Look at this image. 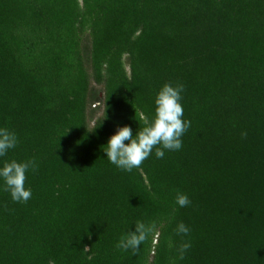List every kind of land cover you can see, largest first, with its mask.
I'll return each mask as SVG.
<instances>
[{"label":"trees","instance_id":"trees-1","mask_svg":"<svg viewBox=\"0 0 264 264\" xmlns=\"http://www.w3.org/2000/svg\"><path fill=\"white\" fill-rule=\"evenodd\" d=\"M0 264H264V0H0Z\"/></svg>","mask_w":264,"mask_h":264},{"label":"rangeland","instance_id":"rangeland-1","mask_svg":"<svg viewBox=\"0 0 264 264\" xmlns=\"http://www.w3.org/2000/svg\"><path fill=\"white\" fill-rule=\"evenodd\" d=\"M95 106H97V105H95ZM94 116H95L96 119L99 118V117L101 116V110H100V109L97 110V111L95 112Z\"/></svg>","mask_w":264,"mask_h":264}]
</instances>
